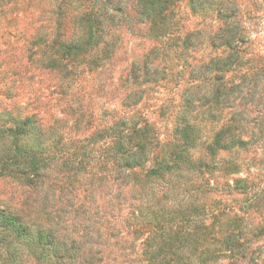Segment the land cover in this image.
<instances>
[{"label": "clouds", "instance_id": "9594fccd", "mask_svg": "<svg viewBox=\"0 0 264 264\" xmlns=\"http://www.w3.org/2000/svg\"><path fill=\"white\" fill-rule=\"evenodd\" d=\"M59 2L57 0V4ZM145 2L69 0L82 11L70 28H66L61 19L49 43L57 40L74 48L66 59L57 58V68L48 79L38 73V58L25 65L0 42V77L8 76L6 81H0V90L15 84L20 93L8 104L0 106V130L18 127V122L23 120L31 121L27 140L7 133L0 135V264H56L51 249L63 244L71 246L72 241L85 251H94L98 246L96 242H103L106 236L100 224L104 223L109 231L114 230L105 223L104 206L111 197L103 196V192L97 194L100 180L103 178L104 192H113L112 182L116 177L124 178L131 187L134 175L154 165L150 157L158 141L150 136L151 143L145 142L147 148L142 152L135 146L142 137L133 136V133L144 132L143 114L149 97L155 98L151 90L154 85L146 84L145 80L157 70L175 69L182 51L178 44L187 35L184 24L190 13L186 15L181 11L186 0H174L171 8L179 14L165 33L153 28V21L159 23L162 0H153L155 10L139 17L143 24L135 22L133 10ZM203 3L204 11L200 15L208 19L200 23L193 39L202 42L204 50H209L210 40L220 44L223 39L231 40L238 49L249 50L251 55H241L240 59L250 61V75L256 76L261 90L258 103L252 106L257 110L240 109L239 102L234 101L235 106L227 115H237L241 130L234 136L225 137L223 143L229 144L230 150L223 155L212 157L205 151L212 143L208 136L197 141V147L193 149L186 147L183 131L177 132L166 150H174L182 157V162H176L178 167L174 165L170 172L164 173V179L155 187V197L149 193L148 198L141 201L145 204L154 203L163 193L172 196L174 199L169 203L176 206L200 195V192H185L184 189L189 187L190 176L195 182L193 169L200 167L201 162L212 165L224 160L246 161V154L239 145L231 147L233 139L257 140V147L264 152V0H203ZM220 12L231 13V16L212 23ZM93 20L97 21L95 28ZM254 31L255 37L252 36ZM241 39L249 43L242 45ZM203 64L204 61H200L192 67L196 69ZM88 69H92L90 75ZM13 71L19 75L14 76ZM33 75L37 79L30 81L29 77ZM169 81V94L163 103L177 128L181 116L197 123L200 114L216 110L214 91L202 93L200 88L205 85L199 81L186 83L171 71ZM207 86L216 87L211 77ZM45 88L61 94L53 101ZM186 88L193 92L188 95L191 108L185 111L181 96ZM220 99L224 101V97ZM53 110L61 115H54ZM7 114H11L17 123L10 121ZM44 114L48 115L47 121ZM218 114L224 113L221 110ZM253 115L257 117L255 122ZM89 121L93 125L91 133L87 130ZM118 147L122 150L118 151ZM144 156L149 157V163H144ZM144 183L152 187L150 181H142L141 185ZM17 184L22 187L18 188ZM120 191H125L123 186ZM138 191L131 187V193ZM261 200L264 202V197ZM260 214L264 215V207ZM21 216L33 221L37 229L43 226L50 230L51 248L39 244L34 233L21 236L7 224L8 220ZM53 236L56 237L54 243ZM201 244V251L205 247H216L211 242L204 244L202 241ZM180 251L185 255L184 264H199L200 252H195L191 243Z\"/></svg>", "mask_w": 264, "mask_h": 264}, {"label": "rangeland", "instance_id": "374dc122", "mask_svg": "<svg viewBox=\"0 0 264 264\" xmlns=\"http://www.w3.org/2000/svg\"><path fill=\"white\" fill-rule=\"evenodd\" d=\"M190 1L186 0L181 9L186 15L190 13V16L184 24L188 30L187 35L184 36L182 43L178 44L182 51L175 69L157 70L151 78L145 80L146 84L154 85L151 90L155 98L149 97L148 107L143 114L144 125L148 127L151 137L158 141L153 146L150 157L154 165L148 167L147 171H140V174L133 176L134 184L131 187L139 189L136 193H131V187L124 178L116 177L113 180V192H104L103 178L100 180L97 194L103 192V196L111 197L104 206V216L107 218L105 223L114 230L105 229V224L101 223L100 229L105 231L106 236L103 242H96L98 246L94 251L92 249L85 251L82 246L72 241L71 246L67 244L66 246L75 249V259L56 255L53 256L56 264H184L185 255L180 249L189 243L195 252H200L199 264H264V215L260 214V209L264 207L261 200V197H264V187H261L264 185V152L257 147L259 141L232 140L231 147L239 145L246 154V161L224 160L220 164L212 165L201 162L200 167L194 168L196 180L194 182L190 176L189 187L184 191L201 194L189 199L187 203L179 206L175 203L170 204L174 198L167 193L160 195L154 203L141 202L148 198L149 193L155 197V187L158 186V181L164 179V173L170 172L174 165L178 167L179 164L176 162H182V157L178 153L166 150L175 139L176 133L181 131V125L177 128L175 122L168 117L163 103L169 94L170 71L172 75L186 83L195 84L199 81L205 85L200 88L202 93L214 91L215 95L218 94L216 110L199 115L197 131L193 134L194 140L186 141L188 148L195 149L197 141H202L208 136L212 143L208 144L205 151L209 155L215 157L217 154L227 153L230 146L223 143L225 137L234 136L235 132L241 130L237 115H227L235 106L234 101L239 102L240 109L257 110L252 106L258 103L257 97L261 90L256 76L250 75L252 72L249 67L250 61L240 59L241 55L248 57L251 53L247 48L241 50L233 44L234 49L231 52L222 45L224 39L220 44L210 40L209 50H204L202 42L197 43L193 39L200 23L208 19L200 15L204 11V3L203 0H199L201 6L195 9L191 7ZM173 3L174 0H162L159 23L153 21V28L165 33L169 30L170 23L175 21L179 14L175 8H171ZM54 4L56 6H53ZM154 10L153 0H146L142 7L133 10L135 22L143 24L139 17ZM81 11L70 4L69 0H60L58 4L57 0H0V42L3 43L4 49L13 52L25 65L38 58V73L43 79H48L57 68V58L66 59L74 48L57 40L49 43L51 34L59 27L61 19L65 27L70 28L74 18L80 15ZM226 16L230 18L231 13H217L216 21L212 23L224 20ZM92 23L95 28L97 21L93 20ZM252 36H256L255 31ZM179 39L176 38L177 41ZM248 43L249 41L241 39L242 45ZM227 55L232 62L228 70L222 69L221 61L214 65V68H205L210 59ZM180 60L183 62L180 63ZM235 60L236 63L233 64ZM200 61H204V64L193 69L192 65ZM91 71L92 69H88L89 75ZM12 74L18 76L19 72L13 71ZM145 74L148 75L147 66ZM209 77L216 86L214 89L207 86ZM7 79V74L0 77V81ZM36 79V75L29 77L30 81ZM45 91L53 101L61 94L55 89L45 88ZM192 92L191 88H186L181 96L185 111L191 108V101L187 102L185 97ZM225 93L228 94L227 97ZM19 94L15 84L0 90L2 97L0 106L8 104ZM221 97H224V101L220 99ZM186 103L189 105L185 106ZM221 110L223 115L218 114ZM53 114L59 116L61 112L53 110ZM7 115L8 118L13 117L11 114ZM43 118L47 121L48 115L44 114ZM256 119L257 117L253 115L252 121L255 122ZM221 121L225 122L222 124ZM92 126V121H89L87 125L89 133ZM144 163H149L148 156L144 158ZM117 180L120 181L119 184L116 183ZM142 181H150L152 187L150 188L148 183L141 185ZM121 186L124 187V192L120 191ZM17 187L22 186L17 184ZM87 191L85 189V192ZM96 215L99 216L100 213L97 212ZM17 218L31 228L37 229L33 221L23 216ZM87 227L85 225V228ZM38 229H43V232L50 231L43 226ZM54 238L56 239L55 236ZM202 241L204 244L211 242L216 247H205L201 251Z\"/></svg>", "mask_w": 264, "mask_h": 264}, {"label": "trees", "instance_id": "16d2710c", "mask_svg": "<svg viewBox=\"0 0 264 264\" xmlns=\"http://www.w3.org/2000/svg\"><path fill=\"white\" fill-rule=\"evenodd\" d=\"M190 2H191L192 8L196 9V8H200V6H201L199 0H191ZM232 44L233 43L229 39H224V41L222 43V45L230 51L234 49V46ZM228 56L229 55H227L226 57H221V58L217 57L215 59H210L208 61L207 65H205V68L206 67L208 69L214 68V65L219 64V62L221 61L220 65H222V69L228 70L229 66L232 64V62L230 61V57L227 58ZM235 63H236V60H235V62L233 61V64H235ZM225 68H227V69H225ZM209 92H211V91H209ZM216 96L218 97V94ZM185 100H187V102H190L188 97H185ZM188 105H189L188 103L185 104V106H188ZM8 119L12 120L15 124L17 123L15 121L14 117H9ZM180 120H181V122H179V125H181V131H183V133H184L185 140L186 141L194 140L193 134L197 131L196 123H193L192 120L185 119L184 116H182ZM193 120H197V118H193ZM18 123H19L18 127L14 126L10 130H0V135L7 133L8 135H17V136L24 137L27 140L28 139L27 129L31 125V121L30 120H23V121H20ZM20 125H23V127H20ZM151 135L149 133L148 127L146 125H144V132L143 133H133V136L136 138L142 137L141 142L136 144L135 146L140 148L141 151L143 152L147 148V143H145V142L150 143L149 137ZM118 148L122 150V148H120V147H118ZM145 157L146 156L143 157V160ZM126 164H125V166H128ZM7 224L11 227H14L21 236H24V235L30 234V233H34L36 240L39 244H41L45 248H51V245L49 244V240H48V236L51 234L50 231L43 232V229H33L29 225H26L25 223H23L19 218H14V219L8 220ZM0 231H2V230H0ZM54 242H55V238L53 236V243ZM51 251H52L53 256L57 255L59 257L61 255H64L65 258H68L71 260L75 259V254H76L75 249H73L72 247H67L66 244H63L62 247L52 248Z\"/></svg>", "mask_w": 264, "mask_h": 264}]
</instances>
